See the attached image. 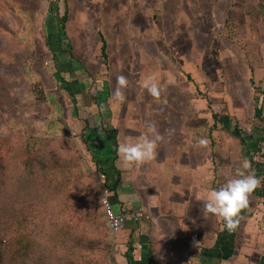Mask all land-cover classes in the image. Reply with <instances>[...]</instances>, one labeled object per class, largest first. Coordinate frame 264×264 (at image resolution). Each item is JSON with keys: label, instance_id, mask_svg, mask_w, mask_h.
<instances>
[{"label": "rangeland", "instance_id": "1", "mask_svg": "<svg viewBox=\"0 0 264 264\" xmlns=\"http://www.w3.org/2000/svg\"><path fill=\"white\" fill-rule=\"evenodd\" d=\"M67 2L62 37L69 39L66 46L75 47V59L58 49L64 0H0V136L56 140L59 144L51 145L55 158L73 161L92 191L100 187L103 192L104 167L89 152L82 130L86 118L100 126L102 113L108 129L113 117L116 125L123 120L145 132L156 122L152 117L169 116L171 128L161 142L168 139L167 152H157L147 165L163 154L174 155L172 143L182 141L186 151L199 157L203 153V161L212 166L228 162L231 169L245 159L250 162L247 146L232 129L238 124L247 133L264 135L256 110L264 105V0ZM102 36L108 40L107 59L101 52ZM121 75L129 83L122 90L124 98L117 99ZM148 76L161 86L158 98L143 87ZM34 88L44 101H37ZM74 95L82 118L74 115ZM214 113L228 115L230 130L222 123L215 126ZM201 139L207 143L197 146ZM254 160L259 163L256 173L264 178V157L258 152ZM11 193L13 200L21 198ZM55 212L50 207L47 216L61 221ZM120 233L105 230L101 249L86 246L80 252L86 259L74 256L75 261L125 264L128 243L120 244Z\"/></svg>", "mask_w": 264, "mask_h": 264}, {"label": "crops", "instance_id": "2", "mask_svg": "<svg viewBox=\"0 0 264 264\" xmlns=\"http://www.w3.org/2000/svg\"><path fill=\"white\" fill-rule=\"evenodd\" d=\"M100 117L103 127L102 123L88 127L86 124L83 138L88 140L89 152L104 167L101 172L114 191L116 209L129 212L126 226L119 234L120 244L128 243L125 264H264L262 188L259 195H249L239 224L229 230L222 217L204 208V193L214 185L226 183L224 175L231 173L228 165H210L206 159L203 161V153L199 152V157L186 151L188 145L182 141L172 143V156L163 154L149 165L129 166L121 159L118 146L126 139H138L145 131L126 125L123 120L122 125H116L117 119L113 117L110 130L104 113ZM168 118L157 115L151 119L162 135L171 128ZM167 141H163L165 146L159 142L158 153L167 152ZM200 145L199 142L197 146Z\"/></svg>", "mask_w": 264, "mask_h": 264}, {"label": "trees", "instance_id": "3", "mask_svg": "<svg viewBox=\"0 0 264 264\" xmlns=\"http://www.w3.org/2000/svg\"><path fill=\"white\" fill-rule=\"evenodd\" d=\"M64 1V13L59 17L63 28L59 31L58 49L75 59L71 44L65 45L69 39L62 37L69 17V5L67 0ZM107 49V39L102 36L101 52L105 59L108 58ZM57 55L55 52L54 56ZM34 91L37 101L45 100L37 88ZM72 100L74 114L82 118L76 95ZM256 110L260 121L258 127L264 130V105ZM213 117L215 126L222 123L223 129L230 130L228 115L214 113ZM84 120L87 127L91 125L90 119ZM232 132H236L242 144L247 146L250 170L255 174L259 163L254 160V155L260 152L264 157V135L247 133L238 124L234 125ZM84 141L88 143L85 138ZM54 144L59 143L32 135L0 136V264H84L77 263L74 256L86 259V255L80 253L83 248L87 246L97 252L105 243V236L101 233L108 232V228L102 188L96 187L93 191L87 188L76 167L72 166L73 161L55 158L51 147ZM223 164L228 165V162ZM231 170L230 174L224 175L227 179L235 175L236 168L231 167ZM256 174L261 184L251 195H259L260 188L264 190L262 174L260 171ZM219 186L222 185H214ZM11 190L21 198L13 200ZM112 200L115 201V197ZM20 201L23 202L22 210L18 209ZM50 207L61 221H52L47 216ZM36 226L38 230H35ZM91 227L97 231V238Z\"/></svg>", "mask_w": 264, "mask_h": 264}, {"label": "clouds", "instance_id": "4", "mask_svg": "<svg viewBox=\"0 0 264 264\" xmlns=\"http://www.w3.org/2000/svg\"><path fill=\"white\" fill-rule=\"evenodd\" d=\"M128 83L127 77L123 75L118 77L119 87L114 93L117 99L124 98L122 90ZM143 87L154 97L158 98L161 95V86L153 76H148L143 81ZM163 139L156 123L152 122L147 125V131L138 139H126L119 144L118 153L127 165L139 167L156 157L158 144ZM200 143L203 145L207 141L202 139ZM250 169L251 163L245 159L240 166H237L235 175L226 183L204 193L205 210L222 217L229 230L237 227L241 211L248 207L249 195L261 184V179Z\"/></svg>", "mask_w": 264, "mask_h": 264}, {"label": "built area", "instance_id": "5", "mask_svg": "<svg viewBox=\"0 0 264 264\" xmlns=\"http://www.w3.org/2000/svg\"><path fill=\"white\" fill-rule=\"evenodd\" d=\"M104 184L102 202L106 211V225L110 233L116 236L118 232L124 229L129 218V212L125 208H122L121 210L116 209L112 200L114 191L105 178Z\"/></svg>", "mask_w": 264, "mask_h": 264}]
</instances>
